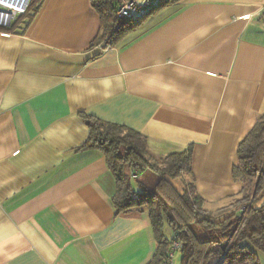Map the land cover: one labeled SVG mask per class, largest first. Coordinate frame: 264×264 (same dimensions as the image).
<instances>
[{"label":"crops","instance_id":"crops-1","mask_svg":"<svg viewBox=\"0 0 264 264\" xmlns=\"http://www.w3.org/2000/svg\"><path fill=\"white\" fill-rule=\"evenodd\" d=\"M100 28L90 0H43L25 31L0 30V264L154 260L149 214H116L81 114L140 132L156 160L192 147L207 205L241 191L238 148L264 115V0H164L107 49L91 46Z\"/></svg>","mask_w":264,"mask_h":264},{"label":"trees","instance_id":"trees-1","mask_svg":"<svg viewBox=\"0 0 264 264\" xmlns=\"http://www.w3.org/2000/svg\"><path fill=\"white\" fill-rule=\"evenodd\" d=\"M43 0H31L17 23L27 29ZM101 20L92 47L115 45L142 20L122 21L117 10L122 0H90ZM1 30V29H0ZM89 138L81 150H99L115 178L113 205L117 215L147 211L157 251L150 264H168L174 242L180 244L181 264H260L256 251L264 253V115L238 148L233 176L241 191L226 198L228 205L209 210L197 190L192 170L193 149L156 160L148 153L147 138L124 125L81 114ZM182 178V192L172 180ZM137 184V188L134 184ZM166 226L173 232L165 234Z\"/></svg>","mask_w":264,"mask_h":264},{"label":"built area","instance_id":"built-area-1","mask_svg":"<svg viewBox=\"0 0 264 264\" xmlns=\"http://www.w3.org/2000/svg\"><path fill=\"white\" fill-rule=\"evenodd\" d=\"M30 4L31 0H0V29L11 28L19 16L27 13ZM163 4L164 0H126L119 5L116 14L122 21H139L152 15ZM179 248L180 244L174 242L168 264H172L173 253Z\"/></svg>","mask_w":264,"mask_h":264},{"label":"rangeland","instance_id":"rangeland-1","mask_svg":"<svg viewBox=\"0 0 264 264\" xmlns=\"http://www.w3.org/2000/svg\"><path fill=\"white\" fill-rule=\"evenodd\" d=\"M123 1H126V0H122L121 3ZM172 182L175 185V187H177V189H179V191L182 192V189L184 187L183 179L182 178H177V179L172 180ZM229 203H231V202L230 201H225V202H221L219 204L207 205L206 207L209 210H211V211H216L217 209L222 208L223 206L228 205ZM170 231H171L170 229H166L165 230V234H167V232H169V235L171 237L172 236V232H170ZM171 263L172 264H181V252L179 250H177V251H175L173 253V257L171 259Z\"/></svg>","mask_w":264,"mask_h":264}]
</instances>
